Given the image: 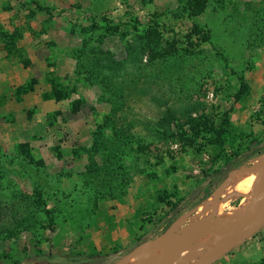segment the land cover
<instances>
[{
    "label": "rangeland",
    "instance_id": "1",
    "mask_svg": "<svg viewBox=\"0 0 264 264\" xmlns=\"http://www.w3.org/2000/svg\"><path fill=\"white\" fill-rule=\"evenodd\" d=\"M195 1L0 0V264H193L231 232L234 220L218 213L235 211L263 180L249 172L264 153L248 158L245 148L264 146V0H205L199 13ZM151 30L160 34L146 46L140 35ZM53 88L60 100L45 98ZM169 107L180 122L190 112L229 114L233 136H172ZM116 130L132 141L105 152ZM226 156L231 169L204 181ZM93 165L114 173L106 180ZM38 190L53 227L25 197ZM61 202L83 209L69 215ZM215 203L220 212L209 214ZM28 212L42 233L2 237ZM172 234L181 239L156 258ZM141 235L149 240L133 247ZM72 253L81 260L67 261ZM212 264H264V224Z\"/></svg>",
    "mask_w": 264,
    "mask_h": 264
},
{
    "label": "trees",
    "instance_id": "2",
    "mask_svg": "<svg viewBox=\"0 0 264 264\" xmlns=\"http://www.w3.org/2000/svg\"><path fill=\"white\" fill-rule=\"evenodd\" d=\"M200 2L198 0L195 1V10L194 13H199V12H203L204 9V5H205V0H200ZM199 7V8H198ZM193 11V9H192ZM197 31H202V34H204L206 36V38H209V35L204 31V30H197ZM160 32H158L157 30H151L150 34L147 33L142 35H140L141 40H144L145 37H148V42L146 43V46H151L152 43H155L156 40H154V38L152 39V36H158L159 37ZM226 60V59H225ZM246 86V81L244 79V77L241 78V83H240V88L237 91L235 97L236 98H240L243 95L244 92V87ZM30 88H33L32 85L30 86ZM23 88L20 89L21 92ZM62 93L57 89V88H53V90L46 92L45 93V98H54L55 100H60ZM78 103H80L79 100L75 101V107L74 110L76 111V107L78 105ZM197 110V109H195ZM198 113V111L196 112ZM176 115L175 112L173 111L172 108H167L166 110V115L163 118V121L165 123H170V121H173L172 123L175 124V128H176V132L174 130H172V132L170 133L172 136H180V139H183L185 136H189L191 138V143L192 144H196V142L199 140V138L202 137H206L209 138L211 143H215V144H220L224 141V139L233 136V132L231 130V125L229 122V114H225L224 116H222L221 120L217 121L213 118V116L210 113H206V112H202L199 113L197 115H193L192 112L188 113L187 118L185 119V122H180L178 119H175ZM116 143L114 142V144L111 145H107L106 146V150L105 152L112 151V153L114 154H118V153H122L123 151H125L124 146L128 145L130 143V141H132L130 138L126 139V133L123 132V130H116ZM254 146H248L247 148H245V150L247 151L246 157L250 158V157H255L257 155H262L264 153V146L261 147L260 143H257L255 141V144H253ZM99 148H101L99 146ZM102 149V148H101ZM251 149V150H250ZM198 150H200V147H198ZM240 152H237L235 154L234 157L239 156ZM222 156H220V154H218V157L215 158L214 160H218L219 158H221ZM233 157V158H234ZM233 158H230V156H226L225 158H223V165L220 167H216V168H205L204 170V174H205V180L204 181H214V179L216 178V176H219L223 173V171H225L226 169H231V160ZM126 164V163H125ZM124 163H120L119 165H121V167L123 165H125ZM236 168V167H233ZM232 168V169H233ZM114 171V170H113ZM113 171H111L110 169L106 170L105 167L103 166H99V165H93L92 169L90 172H104L109 178H106V180L110 179V177L113 175ZM225 179L221 178L219 180L218 183H213L212 186H210L209 188H207L204 192V194L200 197L199 202L201 203L204 200H206L213 191H215L218 187V184H220L221 182H223ZM27 198V200L35 207L37 208H41L43 209V212L46 214V216L49 219L50 222V226H52V224H54L55 221V216L53 215V211L52 209H50L48 207V202H46V200L43 199L42 197V191L38 190L37 192H33L30 195L26 194L25 196ZM180 203V202H179ZM177 204H174L170 210L167 212L170 213L171 209L173 213H177ZM193 206V204H189V206L187 208H190ZM63 209L65 210V213L69 214V215H73L75 213H77V211H79L78 208H82L83 207L79 204V202H61V204H59V206L56 208L57 211L59 209ZM56 212V210H55ZM180 213V212H178ZM27 214L29 217L24 218L23 220L19 221L16 227H6V229H3L2 232L4 231L2 237L4 238H11L12 236L16 235L15 232L19 231V229L24 228L25 230H28L30 233L34 234V235H39L41 231V228L45 227H41V226H37L38 222L37 220L32 221L30 218V215H35L34 213L28 212V213H23ZM174 217H170L168 218V220L166 221L165 225H164V230L163 233L165 231L168 230V228L172 225L173 221H174ZM90 224L86 225V227H88ZM39 232V233H37ZM150 239H154V238H150ZM149 238H147L144 235H141L137 238V240L134 242L133 247H137L143 243H145L146 241H148ZM65 258L67 261H71L73 259L76 258L81 260V258L79 256H76L74 253L72 254H64ZM84 255V254H83ZM49 256H53V254H49ZM58 257V255H55ZM88 258H93V257H100L101 254L99 253H90L89 255H87Z\"/></svg>",
    "mask_w": 264,
    "mask_h": 264
},
{
    "label": "bare ground",
    "instance_id": "3",
    "mask_svg": "<svg viewBox=\"0 0 264 264\" xmlns=\"http://www.w3.org/2000/svg\"><path fill=\"white\" fill-rule=\"evenodd\" d=\"M259 164H263L262 167H253L249 174L253 175L254 177H263V180L260 182L259 185H257L256 183L253 184L251 186V189L249 190V192L247 194H245V197L243 198V200L241 201V203L239 204V206L237 207V209L235 211H233L232 213H228V212H223V213H218V219L220 220L221 223H225L228 224L231 220H234L231 224H233V226H238L241 223L245 222L248 218L252 217L260 208L261 206L264 204V155L261 156V160L259 161ZM252 167V166H249ZM248 167V168H249ZM240 170V169H238ZM228 179L223 183H227ZM244 184V183H243ZM245 185V184H244ZM217 190V189H216ZM258 192L256 199L253 201L252 197L253 195ZM223 206L222 204H217L215 203V205L211 206L208 208L209 214L210 213H214V211H219V209ZM220 212V211H219ZM218 220V221H219ZM215 221V220H214ZM224 224V225H225ZM213 225V224H212ZM220 225V224H219ZM223 225V226H224ZM211 227V226H210ZM225 227V226H224ZM223 227V228H224ZM227 229V228H226ZM221 229H216V230H208L207 233L211 234L212 236L218 235L220 233ZM225 229H223L224 231ZM223 231L221 233H223ZM226 231V230H225ZM224 231V233H225ZM171 232V231H170ZM223 233V234H224ZM222 234V235H223ZM221 235V236H222ZM172 236H175L172 234ZM220 236V237H221ZM165 237V236H164ZM163 237V238H164ZM216 237V236H215ZM219 237V238H220ZM175 238H177V240L172 239L173 241L170 240V242L168 241L164 247H162L160 251H158L156 258L162 257L163 254V248H167L168 246H170L171 244H176L178 242L179 239H181L180 236H175ZM218 238V239H219ZM217 239V240H218ZM161 240V239H160ZM216 240V241H217ZM215 241V242H216ZM157 243V242H156ZM151 245V244H149ZM142 246V245H141ZM163 246V245H162ZM152 250V249H151ZM150 252V251H149ZM147 252V253H149ZM153 253V252H152ZM162 255V256H161ZM144 257V256H143Z\"/></svg>",
    "mask_w": 264,
    "mask_h": 264
},
{
    "label": "water",
    "instance_id": "4",
    "mask_svg": "<svg viewBox=\"0 0 264 264\" xmlns=\"http://www.w3.org/2000/svg\"><path fill=\"white\" fill-rule=\"evenodd\" d=\"M258 192H256L252 199H256ZM264 199V198H263ZM264 224V204L261 208L245 222L238 226H233L231 232H228L225 236L217 241L215 246L202 255L193 264H212L228 252H230L240 242L244 241L247 237L251 236L258 228Z\"/></svg>",
    "mask_w": 264,
    "mask_h": 264
}]
</instances>
